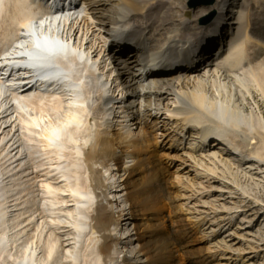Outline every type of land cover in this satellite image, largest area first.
Segmentation results:
<instances>
[{"label": "bare ground", "instance_id": "bare-ground-1", "mask_svg": "<svg viewBox=\"0 0 264 264\" xmlns=\"http://www.w3.org/2000/svg\"><path fill=\"white\" fill-rule=\"evenodd\" d=\"M75 1L0 0V264H259L264 0Z\"/></svg>", "mask_w": 264, "mask_h": 264}, {"label": "rangeland", "instance_id": "rangeland-1", "mask_svg": "<svg viewBox=\"0 0 264 264\" xmlns=\"http://www.w3.org/2000/svg\"><path fill=\"white\" fill-rule=\"evenodd\" d=\"M195 0H188V9H189V11H190V14L191 15H193V12H194V10H196L197 8H199V7H208V6H210V5H212L214 2H215V0H213V3H210V4H206V3H198L199 1H195ZM197 4L195 7L193 6V4ZM216 15H217V17H219L220 16V14L218 13V14H216V13H214L213 11L212 12H210V13H208V14H206L205 16H203L202 17V19H201V23L202 24H209V25H211V26H214V27H212V28H202V30H201V33H202V35H201V41L203 40V34H207V33H209L210 35L212 34V32H214V31H217V32H219V33H221L222 31H223V22H221V23H219V28H217V27H215L216 25V22H218V18H217V21L215 22V23H213L214 22V20L216 19ZM5 20V17H4V19L2 18L0 21V23H1V26L3 25V22L4 23H8V21H4ZM5 25V24H4ZM3 25V26H4ZM3 31H4V29H2ZM250 31L251 32H254L255 31V27H250ZM3 34H2V31L0 32V39H1V36H2ZM210 41V40H209ZM209 41H207V43H206V45H208L210 42ZM0 45H1V43H0ZM137 61V60H136ZM167 70V69H166ZM168 71V70H167ZM168 73H170V72H168ZM252 84V83H251ZM254 84V85H253ZM252 85H250L249 86V89L251 90V95H252V98H251V100H250V105L248 106V112H250V113H253V114H255V115H257V116H261V117H263L264 118V90L262 91V89H260L259 87H258V85L256 84V83H253ZM262 124V123H261ZM263 126H264V123L262 124ZM262 125H259V126H257V127H255L256 129H255V132H258L259 134H263L264 133V130H263V127H262ZM167 127V129H168V126H165V128ZM159 128H161L160 130L161 131H159V136L158 137H161V135H160V133H163V130H164V128H163V130H162V125H160V127ZM163 140H164V138L163 139H159V145H158V147H157V149L160 151V149H162V147L163 146H166L167 145V142L169 141V139L168 140H165L164 142H163ZM183 143H184V145H186V144H188L189 143V141H188V139L186 138V139H184L183 140ZM175 144L176 143H174V144H172V147H174L175 146ZM259 151V153H263V150H258ZM165 153L164 155H165V157L166 158H164V160L166 161V162H168V163H170V162H172V159H171V157L172 156H174V153H170V152H166L165 150H161V153ZM167 154H169V155H167ZM167 155V156H166ZM263 155V154H262ZM169 156V157H168ZM168 157V158H167ZM175 170V169H174ZM200 171H201V169H200ZM177 175L175 174L174 176H173V178H172V180L174 181V182H178L177 184H179V187L176 189V195L179 197V198H183L182 200H180L179 201V204H184L186 201L184 200V198H186V197H188L191 193L190 192H186V189H188L189 191H192L191 190V188H189L188 187V185L187 184H185V182H183V183H181L182 181L181 180H178L177 178ZM177 179V180H176ZM209 191V190H208ZM252 193L253 194H255V195H257L256 194V192L255 191H252ZM263 201H264V193H261L260 194V196H259ZM240 198H237L234 202H236L237 203V206H239V207H241L242 209H247V208H254V203H252V201H250L249 203H247V202H243V200L242 199H240ZM260 211V210H259ZM261 212V211H260ZM253 217H255L254 215L253 216H251V218H253ZM260 217V218H259ZM257 227L255 228V232L256 231H260L261 232V236L263 237L264 236V218L263 217H261V216H257ZM237 222H234L233 224L234 225H236V224H238V223H240V221H242V219H238V220H236ZM188 223V222H187ZM190 224V223H189ZM209 226H210V224H209ZM222 227H221V229L225 226V224H223V225H221ZM199 230H194L193 231V241H195V242H197V244H198V247L199 248H201V250H208L209 249V245L210 244H208V241H207V238L205 237V235H204V233H203V231L201 230V228H198ZM260 229H262V230H260ZM222 238V237H221ZM259 240V239H258ZM256 240L255 242L257 243V245L259 246V247H261V248H264V245L262 244V242L259 240ZM263 245V246H262ZM246 246H239V245H237L236 247H235V249H237V248H240L239 250L240 251H243L242 249H244V250H248V249H246L245 248ZM223 252L224 251H219V252H214L213 254H215V256H216V262H218V258L219 257H221L222 255H224L223 254ZM201 260H203L202 258H201ZM261 262H264V257L263 258H260V260H258V262L257 263H261ZM93 263H95V264H98V263H96L95 261L93 262Z\"/></svg>", "mask_w": 264, "mask_h": 264}, {"label": "water", "instance_id": "water-1", "mask_svg": "<svg viewBox=\"0 0 264 264\" xmlns=\"http://www.w3.org/2000/svg\"><path fill=\"white\" fill-rule=\"evenodd\" d=\"M195 1H199V0H195ZM194 1V2H195ZM213 2V0H200L198 3L200 4V3H206V4H210V3H212ZM197 4L195 3V4H193V6L195 7Z\"/></svg>", "mask_w": 264, "mask_h": 264}]
</instances>
